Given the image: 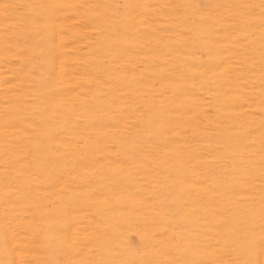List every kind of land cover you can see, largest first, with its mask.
<instances>
[{"label":"rangeland","instance_id":"rangeland-1","mask_svg":"<svg viewBox=\"0 0 264 264\" xmlns=\"http://www.w3.org/2000/svg\"><path fill=\"white\" fill-rule=\"evenodd\" d=\"M0 264H264V0H0Z\"/></svg>","mask_w":264,"mask_h":264}]
</instances>
